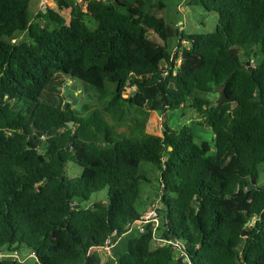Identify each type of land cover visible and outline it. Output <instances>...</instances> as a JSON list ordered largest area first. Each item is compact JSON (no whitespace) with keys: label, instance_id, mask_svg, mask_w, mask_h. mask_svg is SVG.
<instances>
[{"label":"trees","instance_id":"16d2710c","mask_svg":"<svg viewBox=\"0 0 264 264\" xmlns=\"http://www.w3.org/2000/svg\"><path fill=\"white\" fill-rule=\"evenodd\" d=\"M164 1L56 0L33 13L0 0V264H25L20 245L32 264H264V0H187L217 22L177 26L174 53L146 35L171 36ZM63 75L93 86L94 104L47 96ZM221 88L229 100L202 95ZM181 105L211 127V146L186 124L147 131L150 110ZM130 107L143 116L121 129ZM143 162L159 172L147 200L157 225L107 250L143 219Z\"/></svg>","mask_w":264,"mask_h":264},{"label":"rangeland","instance_id":"374dc122","mask_svg":"<svg viewBox=\"0 0 264 264\" xmlns=\"http://www.w3.org/2000/svg\"><path fill=\"white\" fill-rule=\"evenodd\" d=\"M165 6L161 8L159 11L156 10V13L163 16L165 21L168 22L169 31L171 30V36L168 37V40L161 39L157 33H155L152 29H148L146 35L151 40L158 42L159 44H165L168 50L171 53L176 52V43L178 41L177 36L175 35L176 27L184 29L185 31H211L215 29V25L217 22V12L215 10H206L201 5L193 4L190 5L187 3V0H165ZM83 6V4H82ZM62 13L69 19V12L67 9L63 10ZM87 24L89 26H95L96 22L90 16L86 17ZM88 19L90 21H88ZM25 36L24 33H18L17 37L22 38ZM181 63V54L177 59V64ZM64 78L63 86H59V91L56 92L54 90L47 91L51 99L54 102H57L61 99H69L66 95L69 92H72L77 97V101L72 104V106L76 109L81 110L83 108L84 103H93L95 100V88L91 85H88L81 80L72 77L70 75L61 76ZM62 78V79H63ZM71 79V81H70ZM75 84L77 86L76 92L70 90V86ZM128 89H131L129 87ZM208 98L214 99L218 96V92H204L202 94ZM216 100V99H214ZM63 102V101H62ZM94 104V103H93ZM142 112L140 110H136L134 107L129 108L128 114L122 119L120 122L119 128L123 129V127L127 126L131 119L142 118ZM163 118H160L154 110H150L147 118H146V129L147 131L161 134L162 124L165 123L172 128H179L182 125H187L189 130L195 133L196 139L198 141H206V144L211 146V140L213 136L212 129L209 125L204 122H201L202 118L199 115H196L193 110L186 105H181L173 110H168L162 114ZM142 167L147 176V180H143L140 182V197L141 200H145L144 204L137 203L136 206L138 209L142 210V218L145 215L150 216L148 214L149 205L147 206V200L151 198L152 193H154L157 189L158 180L156 179V175H159V172L153 168V166L148 162H143ZM260 168L264 169V162L260 163ZM67 173L69 174L71 171L74 173H79L81 170V166L76 163H68L66 166ZM264 171H261L258 181L264 180ZM257 178H255V182ZM105 190H101L93 193V197L104 195ZM147 198V199H146ZM144 205V206H143ZM147 206V207H145ZM146 210V211H145ZM137 223L144 224V221H137ZM140 232L139 228L135 226L132 229L124 232L120 237L116 238L113 243L114 247L122 248L126 244L128 238ZM161 242H154V244H159ZM16 254L18 257L24 260L25 264H32L34 261L33 254L30 250L23 245H20L18 250H16Z\"/></svg>","mask_w":264,"mask_h":264},{"label":"water","instance_id":"95a60500","mask_svg":"<svg viewBox=\"0 0 264 264\" xmlns=\"http://www.w3.org/2000/svg\"><path fill=\"white\" fill-rule=\"evenodd\" d=\"M237 49H238L237 47H231V48H229L228 52H229V54H232V53L236 52ZM70 81H71V79H70ZM70 90L76 92L77 86L75 84H72L70 86ZM66 96L69 99H71L72 104H74L77 101V97L72 92H69ZM229 99H230V97L226 94L225 90L223 88L219 89L218 96L216 97V100H215L216 103L219 104L222 101H226ZM72 123H73V121H68V124L70 126L72 125ZM254 186H255V177L253 176L250 180L249 187L253 188ZM1 253L5 254V255H13L15 253V251L11 250V249H4V250H1Z\"/></svg>","mask_w":264,"mask_h":264},{"label":"built area","instance_id":"2783aa9c","mask_svg":"<svg viewBox=\"0 0 264 264\" xmlns=\"http://www.w3.org/2000/svg\"><path fill=\"white\" fill-rule=\"evenodd\" d=\"M12 41H15V38H12ZM148 214L150 216H147L145 215L144 218L141 220V221H144V224L150 220L152 221V225H153V228L156 227L157 225V216H156V212L154 210V208H149L148 210ZM142 218V217H141ZM136 227V228H139L140 231L143 230L144 226L143 224H140V223H137V221H133L129 224V227H128V230L129 229H132L133 227ZM116 240V239H115ZM115 240H112L111 238H108L106 241H105V244H104V248L107 249V250H110V248L113 246V243Z\"/></svg>","mask_w":264,"mask_h":264},{"label":"crops","instance_id":"0c3cea01","mask_svg":"<svg viewBox=\"0 0 264 264\" xmlns=\"http://www.w3.org/2000/svg\"><path fill=\"white\" fill-rule=\"evenodd\" d=\"M78 1L81 4H83V6L86 4V0H78ZM28 4H29V8L31 9V11L35 13L36 11L42 10L46 5L55 8L56 0H28Z\"/></svg>","mask_w":264,"mask_h":264}]
</instances>
